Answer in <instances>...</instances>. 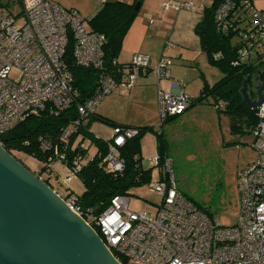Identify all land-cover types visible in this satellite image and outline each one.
Here are the masks:
<instances>
[{"label": "built area", "instance_id": "built-area-1", "mask_svg": "<svg viewBox=\"0 0 264 264\" xmlns=\"http://www.w3.org/2000/svg\"><path fill=\"white\" fill-rule=\"evenodd\" d=\"M102 5L106 0H95ZM249 27L239 33L237 55L247 61L264 48V9L243 2ZM194 0H170L164 11H192ZM230 8L227 1L218 9L222 19ZM21 13L13 16L0 11V144L6 132L31 115L46 110L59 113L76 98L72 74L64 62L68 32L74 39L72 57L80 67L103 69L102 47L105 38L90 33L86 20L75 10H67L51 0H21ZM153 21L150 20V23ZM170 46V45H169ZM167 59L161 58L152 68L150 58L134 54L124 67L121 86L129 90L139 76L153 70L158 80L169 79ZM145 74V73H144ZM183 80H171L168 92H159L157 105L161 123L183 115L190 98L183 91ZM117 87V82L103 72L94 97L77 104L80 117L94 112L99 101ZM222 108V103H218ZM260 122L251 132L257 160L237 177L239 212L236 224L223 226L209 217L177 189L171 162L159 156L153 166H162L163 174L152 187L160 204L151 214L129 208L127 195H117L99 215L83 211L72 198H64L69 209L81 217L121 264H264V105L258 110ZM78 130V121L66 127L62 140L67 141ZM134 129L113 128L111 142L103 159L109 171L122 173L125 168L118 148L137 134ZM50 150L48 143H43ZM64 163V155L57 154ZM64 183L76 179L78 167H64ZM41 179V178H40ZM42 180V179H41Z\"/></svg>", "mask_w": 264, "mask_h": 264}, {"label": "trees", "instance_id": "trees-1", "mask_svg": "<svg viewBox=\"0 0 264 264\" xmlns=\"http://www.w3.org/2000/svg\"><path fill=\"white\" fill-rule=\"evenodd\" d=\"M17 1L20 2L21 0ZM227 1L230 3L229 10L222 19L217 20L216 15L219 7ZM244 1L252 2L254 5V0H211V6L203 9L202 19L194 27V33L200 41L201 51L205 54L208 63L217 67L223 77L212 86L205 81L198 100L189 97L191 103L188 110L207 96H212L218 114H223L229 119V132L232 135L251 134L260 122L258 110L250 109L243 101L241 93L244 81L250 78L248 87L250 91L252 90L251 98H253L254 83L252 77L256 74L259 64L264 63V48L253 56L254 59L251 58L247 61H241L237 55V50L241 45L239 33L246 30L250 23V18L246 15L243 6ZM135 2L136 0L134 4ZM134 4L106 0L100 5L97 13L87 20L88 31L105 38V45L102 47L104 66L102 70L80 67L74 63L72 57L74 39L71 32H68V45L63 59L73 77L72 88L77 93L75 100L68 108L59 113L46 110L38 115L29 116L6 132L2 139L3 148L15 159L17 152L31 156L43 163L42 171L47 173L53 164H60L61 161L58 162L57 154H63L65 156L64 163L61 164L64 167H78L76 179L81 182L84 188L81 195L71 197L70 194L72 193L68 192L67 197L72 198L83 211L90 210L94 215L101 214L109 206L110 200L114 196L127 195L129 187L140 185L149 178V173L143 170L141 165L140 140L145 133L156 135L157 155L161 159L167 155L163 133L157 134L153 127L121 125L97 115L95 110L83 117H80L77 112V104H84L96 95L98 82L103 72L117 82V87L124 81L126 76L124 67L127 64L118 65L117 59L122 50L123 41L138 16L139 10L134 11ZM8 5V3H1L0 0L1 11L6 8L10 12ZM20 13L19 11L15 15L11 14L18 16ZM148 71L144 73L146 74ZM138 73L142 74L143 71L139 70ZM218 103H222L223 107L218 108ZM177 117L166 119L161 123V126ZM94 120L102 121L111 125L112 128L137 130L138 133L133 138L118 148L120 157L125 163L122 173L109 171L103 162L108 151V145L112 140L110 138L103 141L90 133L89 127ZM76 121H78L76 133L67 141L62 140L63 130ZM80 135L82 140L86 137L90 138L96 148L91 159L87 158L88 151L82 147V141L76 142ZM43 143H48L51 149L45 150ZM19 162L24 165L21 161ZM36 175L51 187L49 179L43 180L40 174ZM188 199L198 209L212 217L210 211L203 205L192 198ZM122 262L124 264V261Z\"/></svg>", "mask_w": 264, "mask_h": 264}, {"label": "rangeland", "instance_id": "rangeland-1", "mask_svg": "<svg viewBox=\"0 0 264 264\" xmlns=\"http://www.w3.org/2000/svg\"><path fill=\"white\" fill-rule=\"evenodd\" d=\"M76 1L82 3L84 7V13H81V16L86 23L100 7L95 0ZM169 1L142 0L138 16L129 30V35H133V41L130 44L139 46L144 41L143 52L149 53L152 62H156L161 57L167 37L165 33L158 35L154 33L155 27L162 24L164 20L156 18L153 14H155L154 11H158L155 9L157 5L162 12H166L162 5ZM1 3H8V8L13 15L21 11V1L1 0ZM194 3L193 10L198 13H202L204 8L211 6V0H194ZM254 6L257 9H264V0H254ZM63 7L69 9L64 5ZM4 11L8 9L4 8ZM147 20H153V23L150 24ZM143 30H146L145 35H141ZM157 31L163 30H159L158 27ZM174 49L180 51L179 47ZM183 51V58L179 59V57H173L172 50L165 45L163 58L170 63L168 69L178 71V74L173 73L172 77L178 80L183 79L186 91L194 100H198L199 88H202L205 80L212 86L223 77V74L217 67L208 63L203 53ZM121 52L118 61L125 62L127 59L121 56ZM185 60L187 61L184 62ZM130 61L131 58L128 62ZM258 71L264 72V63L259 64L255 73ZM169 82V80L160 81V88L166 89ZM132 91H127L119 85L112 93L99 101L95 108L96 114L117 123L136 125V127L150 126L157 134L163 132L162 136L167 147L166 158L171 162L178 191L184 197L192 198L203 205L221 225H235L239 212L237 177L250 163L257 160L253 136L230 134L229 119L223 114H218L214 107L215 101L210 95L201 102H197L188 112L161 126L158 105L157 111H154L153 106L149 104L148 93L134 96ZM89 130L95 138L103 141L109 140L113 134L111 125L97 120L92 121ZM76 140L82 141V147L88 151L87 158L91 159L96 148L90 138L86 137L82 140L80 135ZM140 151L142 169L149 173V178L140 185L128 188L129 208L135 212L146 211L154 214L160 204V197L152 191V187L160 180L164 172L162 166L151 164V159L158 156L155 134L145 133L142 136ZM15 157L32 172L40 174L43 180L49 179L51 188L60 196L65 198L69 191L74 194H70L71 197L83 193L84 188L79 180L72 179L69 184L64 183L65 174L59 163L53 164L47 173L42 171L43 163L37 159L18 152L15 153Z\"/></svg>", "mask_w": 264, "mask_h": 264}, {"label": "water", "instance_id": "water-1", "mask_svg": "<svg viewBox=\"0 0 264 264\" xmlns=\"http://www.w3.org/2000/svg\"><path fill=\"white\" fill-rule=\"evenodd\" d=\"M142 0H136L134 11ZM241 90L250 109L264 105V72ZM0 264H121L64 198L0 144Z\"/></svg>", "mask_w": 264, "mask_h": 264}, {"label": "crops", "instance_id": "crops-1", "mask_svg": "<svg viewBox=\"0 0 264 264\" xmlns=\"http://www.w3.org/2000/svg\"><path fill=\"white\" fill-rule=\"evenodd\" d=\"M51 1L59 4L61 7H63V5H64L65 7H69V9L76 10L80 15H81V13H84V7H83L82 3H80L79 1H76V0H51ZM112 1H124L125 3H128V4H134L135 0H112ZM159 1L160 0H158V2ZM140 8H141V6H140ZM159 8L160 7L157 5V7L155 9H157L158 11H154L155 14H153V15L160 20H164V22L155 27L154 33H156L157 35L159 33L167 34V37H166V40H165V43L163 46L164 50H163V53H162L161 57L159 58V60H157L156 62H152V58L149 55V53L143 52V50H144L143 42L144 41L139 46L133 45L132 43L130 44V42L133 41V35H129V32H128L124 41H123V48H122V52H121V56L122 57L125 56L127 60L125 62H122V61L120 62L117 59L118 65L128 64L129 63L128 61L130 60V58L134 54H143V55H146L150 58L151 66H155V64L158 61H160L161 58L165 57L164 56L165 45L167 46L168 49L172 50L173 57H176V58L179 57V59L183 58V55H184L183 50H185V52L203 53L201 51L199 38L194 33V27L202 19L201 13H198L195 10L189 11V12L182 11L180 13H176V12L171 10V11H166L167 12L166 13V12H162L161 9H159ZM96 13H97V11L92 15V17ZM148 21L150 23V20H147V22ZM152 23H150V24H152ZM158 27H159V30H163V31H157ZM145 31L146 30L141 31V35H145ZM174 47H179L180 51L175 50ZM167 57L168 56H166V58ZM181 61H183V60H181ZM186 61L187 60H185L184 62H186ZM172 65H174V64H172ZM168 70H169V74L171 76V80H178V79L172 77L173 73L178 74V71H176V70L172 71L170 68ZM150 73H152V74H150ZM194 76H195V74L193 73V77ZM162 80H169V79L158 80L156 74L153 71L149 70L146 74H144V73L139 74V77L135 81L134 87L132 89H129V90H133L132 92H133L134 96H136L137 94L140 96L142 93H148V95L150 97L149 104H151L153 106L154 111H157V97H158L159 92H168L169 91V85L171 84V80H169L170 82L167 85L166 89H161L160 88V81H162ZM181 80H183V79H181ZM205 81L207 84H209L207 82V80H205ZM183 82H184V80H183ZM184 84H185V82H184ZM182 89L190 98H192L190 93L186 91L185 85L183 86ZM200 89L201 88H199V95L201 93ZM129 90H127V91H129ZM118 124L136 127V125H131V124H124V123H118ZM140 127H145V126H140ZM90 133H91V131H90ZM76 142L78 143V140H76ZM60 165H62V164L60 163ZM61 167H63L62 171L66 175V171H65L64 166L62 165ZM51 189L57 195H59L53 188H51ZM69 192L73 194L72 191H69ZM67 195H68V193H67ZM60 197H62V196H60Z\"/></svg>", "mask_w": 264, "mask_h": 264}]
</instances>
